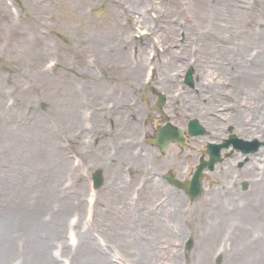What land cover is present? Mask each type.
<instances>
[{"label":"rangeland","instance_id":"374dc122","mask_svg":"<svg viewBox=\"0 0 264 264\" xmlns=\"http://www.w3.org/2000/svg\"><path fill=\"white\" fill-rule=\"evenodd\" d=\"M126 1L0 0V248L5 249L0 251V264L15 256L8 254L30 255L24 250L39 239L48 241L53 264H70L61 249L78 246L80 229L89 232L86 238L99 254L93 264H237L242 257L230 250L231 237L225 235L217 216L224 209L232 214L243 210L255 195L253 182L264 181V150L257 157L259 149L249 154L241 166L236 161L242 156L236 152L237 157L217 163L209 174L212 184L203 183L202 194L190 200L174 188L178 194H169L171 187L160 181V175L147 176L152 167L158 174L168 167L178 169L180 164L168 158L179 155L180 146L170 142L159 151L138 132L143 128L149 132L144 121L160 115L154 100L157 92H163L168 105L164 110L175 122L196 117L205 124L202 141L226 136L227 129L250 140L264 138V0L232 1L233 14L220 22L223 33L214 40L202 32L208 30L207 21L200 28L194 20L193 3L185 7L172 0L168 4L140 0L138 10L131 12L138 25L130 26L124 11L120 18L133 27L131 42L139 34L147 35L138 38L146 52L141 53L143 64L134 80L122 85L112 77L123 75L124 67L117 60L99 57L94 39L111 33L110 5L118 11L126 9ZM160 10L167 11L166 21L180 28L172 43L178 61L167 69L172 80L164 85L149 43L160 32L154 16ZM241 55L246 58L243 67L249 68L243 75L236 73L238 65H234ZM202 63L233 64L229 67L235 70L227 77L219 69H207L204 76ZM190 67L193 86L184 80ZM223 74L220 81L217 75ZM201 75L212 81L200 82ZM115 148L137 157L141 166L137 174L129 161H115ZM96 167L105 180L96 189L95 204L102 214L112 215L108 226L102 216L94 219V205L87 200L90 190L81 173ZM125 167L132 170V183L150 178L151 184L156 182L146 200H107L108 168L124 179ZM242 181L247 182L246 188ZM160 195L164 199L153 206ZM144 214L155 222L154 228L143 224ZM188 238L192 244L187 247ZM241 238L249 244V233ZM87 259L78 263L87 264Z\"/></svg>","mask_w":264,"mask_h":264},{"label":"bare ground","instance_id":"6f19581e","mask_svg":"<svg viewBox=\"0 0 264 264\" xmlns=\"http://www.w3.org/2000/svg\"><path fill=\"white\" fill-rule=\"evenodd\" d=\"M131 1V2H129ZM163 4H168L171 0H159ZM173 2H179L183 5L188 6L189 4L193 3V14H194V20L197 21V24L199 27H202L203 21H207L208 23V30L204 31L203 33L207 34V38L214 40L216 37H221L223 30L218 25L220 22H223L224 20L228 19L233 14V3L234 0H172ZM128 4L126 5V9L119 8V10L114 11L113 7L110 5L109 7V19L112 22L111 23V33L107 32L105 36H102L101 38H95L94 40L98 44L96 47L97 55L100 57L102 55V58H105L108 60V62L117 60L120 67H124L123 69V75L120 77L116 74L113 75L112 80L119 81L122 85L129 84L134 80V77L139 73L141 66L143 64L141 53L146 52V45L144 42H138V38H141V36L147 37L145 33H142V35H138L136 37V42H131V39L134 37V31L133 27L134 25H138V21L136 18H133L134 15H132L131 12L135 10H138L140 0H128L126 1ZM224 8V9H223ZM226 10L227 12L224 13L223 11ZM254 6L249 4V11H253ZM122 11H124L125 18H130L132 21L133 27H127L124 25V23L121 21V14ZM166 10H160V12H156L154 15L156 20H158L157 28L159 29V33L156 35V39L149 38L150 39V45L153 48V55L152 58L155 59L154 66H159L158 73L161 77V85H164L165 82L168 83L172 79V75L168 72L169 66H173L177 60V56L173 54L174 47L172 45L173 41H176V35L178 34V30L180 28H177L176 25L172 24L171 22L166 21L163 14H166ZM119 15V16H118ZM136 20V21H135ZM163 21V22H162ZM195 27V25H194ZM225 31V29H224ZM202 33V34H203ZM113 35V37H112ZM112 37V38H111ZM129 45V46H128ZM126 46H128V50L126 49ZM190 47V46H189ZM201 47L199 49H196L195 51L199 53ZM130 52L133 53V59L130 56ZM182 52V51H180ZM109 54V55H106ZM246 60L245 55H241L238 58V61L234 63V65H238L236 70L237 74L243 75L244 70L248 71L249 68L246 66L243 67V61ZM177 64V63H176ZM229 64V63H227ZM233 65V64H232ZM231 64L229 66H232ZM228 65H213V64H204L201 65V73L206 75L207 69H219L220 72H225V75L228 77V75L232 74V70H235L234 67H229ZM228 68V69H227ZM240 69V70H239ZM215 70H211V74L214 73ZM264 72V68L262 70ZM197 73V72H196ZM210 75V74H209ZM203 75L199 76V81L203 82V80H206L207 82L209 80L212 81L211 78H205ZM221 80H224V74L223 75H217ZM213 77V81H219L216 79V77ZM207 77V76H206ZM136 79V78H135ZM135 84V82H133ZM248 85H249V79H248ZM163 88V87H162ZM122 96V95H121ZM123 97V96H122ZM252 92L249 89V103L252 104L251 101ZM174 99L173 103H174ZM101 107L99 105L97 106V110L100 111ZM187 118V117H185ZM184 118V119H185ZM155 124L158 125L157 120H155ZM249 129V128H248ZM46 131V136L49 137V133L46 128H44V133ZM52 139V144L54 145L55 142ZM57 144V143H56ZM259 149V151H257ZM262 147L259 145L256 149L257 153L256 156H259L263 153ZM255 151V152H256ZM184 152V151H183ZM97 153L95 152V155ZM258 154V155H257ZM115 155V154H114ZM115 161L117 159L125 161L122 156H117V158H114ZM76 178L75 181H78V174L75 172ZM255 175V173H254ZM80 179V178H79ZM149 184L147 185V187ZM253 188H255V195H253L251 198H249V202H247V205H245L243 210H239L235 212V214H232L231 212H226L227 210L224 209V212L221 215H218L217 218L220 219L224 226H225V235H227L228 238L231 237L232 244L230 245V250L233 252V254L241 255L242 257L238 260L237 264L242 262L243 264H264V181L256 180L253 182ZM156 187V182H153L151 186L147 189L151 194L154 193ZM176 193L175 195H177ZM174 195V194H172ZM79 197V194H78ZM77 197V198H78ZM80 198V197H79ZM78 198V199H79ZM169 199V198H168ZM172 196H170L171 201ZM169 201H166L169 203ZM75 210L79 209L78 203L76 206H73ZM172 213V212H168ZM241 213V214H240ZM96 214V215H95ZM141 214V212L139 213ZM99 217V219H103V223L108 226L110 216L108 215V212L105 211L104 214H102L101 211H98L97 205L94 203V210H93V217L95 219V216ZM200 217V214L197 215ZM144 217L145 222L143 224L147 225L150 228L153 227V223L150 220ZM193 217L190 215V218ZM59 222V221H58ZM142 224V225H143ZM157 224V223H156ZM77 226V223H76ZM105 226V227H106ZM3 228V227H2ZM81 233H79V238L77 239L76 245L73 249L67 248V250H62L66 252V255L70 257V264H79L78 260L88 258L87 264H93L94 260L96 261L97 256L99 254L97 253L96 249L90 245L91 240L90 238H86L88 236L87 231H83V229H80ZM167 230V229H166ZM249 233V244H247V241H243L241 238L242 234ZM5 235H10L9 233L4 230ZM241 238V239H240ZM240 239V240H239ZM48 241L44 244L42 239H39L38 242L35 244V246H28L24 250V252H31L30 255L27 253H24V255H18V254H8L15 255L13 258H11L7 264H53V256L50 254V249H47ZM54 244V243H53ZM54 249V248H53ZM146 250H152L150 247H147ZM1 252H5V249L2 247L0 248ZM12 251L16 252L17 250L14 248ZM154 256L151 255L150 258H153ZM7 258V257H6ZM1 261V260H0ZM105 264V263H101Z\"/></svg>","mask_w":264,"mask_h":264},{"label":"flooded vegetation","instance_id":"af4514ba","mask_svg":"<svg viewBox=\"0 0 264 264\" xmlns=\"http://www.w3.org/2000/svg\"><path fill=\"white\" fill-rule=\"evenodd\" d=\"M198 137H194L192 138L191 142H189L190 144V150L191 152H181V150L179 151V155H174L171 158H168V161H170V163H173L176 161L177 163L180 164V166L178 167V169L176 168L175 170L172 169L173 167H168L166 168V171L164 172H159L161 179L160 181L162 183H164L165 185L174 188L175 186L173 184H171L167 179H165L163 177V174H165V172H168L169 169H172L174 172L175 177H177L180 180H186L191 173V168L189 169V172L187 173V165L190 162H194L197 158V155L199 153V151H197V149L199 150V148L197 147L198 144H200L198 142ZM133 150L135 149L132 148ZM233 155V153H231V156ZM115 156H122L123 159H125V161H129L131 163V165L134 167V169H136V174H137V169L140 166V162L137 159V157H134L133 155H129L127 151L124 150H116ZM109 169V174L106 177V191H107V200L110 201H121V200H125V198L128 197V200L131 201V191L133 190H137V196H135V202H137L138 200H146L148 197H150V192L147 191V189L151 186V178L149 180H145L143 183L139 181L132 183L131 178L128 181H125L124 179H122L119 176V172L115 171L114 168H108ZM215 170V168L213 170H211L210 172H213ZM128 171L130 174L132 173V170L130 167H125L123 168L122 172H126ZM149 174L151 176H149ZM132 176V175H131ZM147 176L149 177H153V176H158V171L155 169H153V167L147 172ZM207 179V177H206ZM205 179V180H206ZM146 183V184H145ZM149 184V186L147 187V185ZM181 191V195H184V192L182 190ZM172 194H176V192L174 191H169ZM130 193V194H129ZM126 201V200H125ZM109 216H112L108 213ZM109 220V219H108ZM109 229H113L114 227H107Z\"/></svg>","mask_w":264,"mask_h":264},{"label":"water","instance_id":"95a60500","mask_svg":"<svg viewBox=\"0 0 264 264\" xmlns=\"http://www.w3.org/2000/svg\"><path fill=\"white\" fill-rule=\"evenodd\" d=\"M191 72L192 69L190 68L186 74V78L185 80L192 84L193 80L191 77ZM164 96L163 95H159L158 99H157V105H161L163 102ZM203 132V128L201 127V125L198 123V121L193 118L190 119L189 123H188V133L189 134H197V133H202ZM179 138V129L176 128L173 125H167L165 127H163L159 134H158V144L160 146L161 149H163L167 143V141L169 139H178ZM230 141L233 142V145L235 147L241 148L243 151H254L257 149V147L259 145L264 144V140L263 141H259L257 139H254L252 141H248V140H244L242 138L237 137L234 133H232L230 135V138L227 139L224 143L222 144H213V143H209L208 145V153H209V159L208 160H203L201 159L200 163H198L196 165V171L194 173V177H193V181L190 185H188L186 188L189 192V195L191 198L196 197L197 195H199L201 188H200V171L204 166H208L209 168L213 167V163L217 160H220L221 157L219 156V150L221 147L223 146H228ZM97 185V184H96ZM192 243L191 239H189L187 241V246H190Z\"/></svg>","mask_w":264,"mask_h":264}]
</instances>
